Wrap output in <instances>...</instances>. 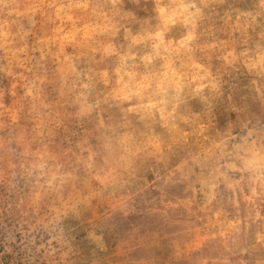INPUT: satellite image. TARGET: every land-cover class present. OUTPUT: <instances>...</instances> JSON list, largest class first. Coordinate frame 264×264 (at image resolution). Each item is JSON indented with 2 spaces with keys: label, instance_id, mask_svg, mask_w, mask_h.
Listing matches in <instances>:
<instances>
[{
  "label": "clouds",
  "instance_id": "clouds-1",
  "mask_svg": "<svg viewBox=\"0 0 264 264\" xmlns=\"http://www.w3.org/2000/svg\"><path fill=\"white\" fill-rule=\"evenodd\" d=\"M126 2L0 0V73L13 78L11 97L17 87L24 89L9 105L0 90V127L5 117L18 122L25 98L35 107L36 82L43 80L37 73L44 63H53L62 89L61 102L37 124L29 141L38 147L26 148L20 163L30 178L17 205L27 229L3 240L17 253L25 252L36 245L34 234L40 232L48 247L40 244L35 251L43 249V258L24 264H88L72 258L71 222L94 223L104 209L120 210L149 173L153 182H167L189 148L218 144L227 129L220 166L240 173L239 196L234 191L225 198L218 192L205 214L204 233L175 243L165 264H229L219 258L192 260L190 253L206 240L238 235L242 224L251 227L249 219L256 225L251 247L264 250V215L256 212L242 220L227 210L229 203L234 209L241 202L264 206V0H142L151 5L143 20L124 10ZM226 3V36L205 42L214 34L202 33V23L218 14L214 6ZM37 12L43 20L39 36L12 31L17 20L10 17ZM245 75L251 79L241 83ZM66 106L75 109L70 115L97 122L77 151L58 149L50 139ZM238 130L242 134H234ZM253 148L259 154V180L249 186L246 160ZM4 179L0 170V182ZM11 251L5 246L0 258ZM255 264H264V258Z\"/></svg>",
  "mask_w": 264,
  "mask_h": 264
},
{
  "label": "rangeland",
  "instance_id": "rangeland-1",
  "mask_svg": "<svg viewBox=\"0 0 264 264\" xmlns=\"http://www.w3.org/2000/svg\"><path fill=\"white\" fill-rule=\"evenodd\" d=\"M243 8V5H234ZM124 10L131 12L137 19L143 20L150 14L151 5L128 2ZM229 5L214 6V13L205 20L200 28L202 33L211 31L213 36H206L205 42L212 39H221L226 36L224 29L225 12ZM12 26V31H35L41 34L40 28L43 20L40 14L25 13L17 18ZM231 23V21L229 22ZM138 27V25H134ZM123 35L121 31V36ZM237 35H239L237 33ZM29 46L34 44L31 35L28 38ZM71 52L72 49H67ZM39 58V52L32 53ZM81 68L85 67L83 64ZM17 73L20 69H14ZM243 71V69H242ZM54 65L51 61L44 63V67L37 73L43 76L42 81H37L35 91L38 99L33 107L30 98L22 101L23 108L16 124H12L7 117L4 118L3 127H0V170H3L5 179L0 182V252L4 247H11L12 251L2 258L4 264H24L26 261L39 262L43 258V249L38 253L35 247L46 243L43 233H35L36 245L29 246L25 252L17 253L16 246L4 241L5 236L15 237L21 230H26L27 225L22 224L20 209L17 207L30 183L27 173L20 168L24 160L23 153L26 148L35 149L36 143L29 144L36 134L37 124L46 120L52 106L61 102V84L54 76ZM12 77L0 73V90L3 91L5 105L11 104L13 99L24 95V89L17 87L16 97L9 94ZM31 79V77H30ZM250 76H241V83H247ZM65 116L53 130L51 143L58 149L77 151L85 136L96 127L94 117H76L70 115L74 108L66 106ZM255 120H259L256 113ZM242 134L238 130L237 133ZM220 143L199 148H189L176 164L177 171L167 182L154 181L151 173L146 175L143 187L137 191L130 200H127L120 210L111 211L104 209L100 221L88 223L74 221L67 227V238L72 248L73 259H83L92 264L99 261L101 264H165L171 258L174 244L200 233L203 234L205 214L209 205L219 199L217 193L225 198H230L235 191L237 197L241 187V177L238 172H228L221 167L223 161V144L229 136V130L220 132ZM258 150H249L246 160L248 173L246 179L249 186L259 180ZM14 164V169L9 168ZM15 175H12V172ZM227 210L231 215L239 214L243 220L254 216L256 212L264 215V206L253 207L241 202L239 209H234L228 204ZM251 227L241 225L239 234L229 237L226 241L206 240L201 246L190 253V259H216L227 260L229 264H255V261L264 258V250L258 247L253 249V236L256 225L249 219ZM227 245V247H225ZM55 246V245H53Z\"/></svg>",
  "mask_w": 264,
  "mask_h": 264
}]
</instances>
